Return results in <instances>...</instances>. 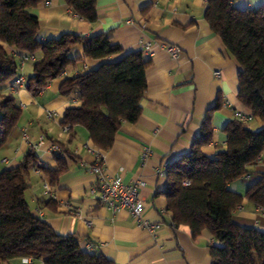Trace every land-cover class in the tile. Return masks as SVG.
Wrapping results in <instances>:
<instances>
[{"label": "crops", "instance_id": "0c3cea01", "mask_svg": "<svg viewBox=\"0 0 264 264\" xmlns=\"http://www.w3.org/2000/svg\"><path fill=\"white\" fill-rule=\"evenodd\" d=\"M262 4L264 0H234L240 9ZM205 7L206 0H95L93 22L78 16L64 0H48L31 10L38 17L40 40L68 32L82 36L110 33L112 42L123 53L142 50L144 46L151 50L144 72L146 86L140 100V115L134 123L120 126L113 145L106 151L93 145L83 127L63 131L65 110L80 101L76 93L59 92L66 77L93 70L106 59L82 58V46L75 45L71 58H81L37 94L25 85L14 87L13 82L0 89V99L12 94L21 110L15 127L0 147V171L15 167L30 150L43 169L56 171L62 165L54 182L42 169L31 168L25 191L31 212L57 234L76 236L82 249L102 254L112 264L212 263L209 246L217 243L209 232L202 231L193 237L187 225H172L166 199L161 194L166 175L158 171L190 150L206 115L213 133L201 150L206 157L213 158L226 147V123L237 119L238 113L251 114L237 97L240 66L210 29L204 18ZM165 43L179 48L177 58L169 55ZM22 54L16 53L15 57L18 76L26 83L32 75L33 62L29 61L32 65L26 69L27 62L21 65ZM34 58L40 59L41 53L34 54ZM216 103L219 107L213 109ZM250 123L253 130L263 127L258 117H252L247 125ZM54 143L66 153L60 161L50 151ZM97 155L108 175L125 184L144 182L139 195L144 201V216L158 224L155 236L139 227L126 208L111 211L90 194L95 176L87 167L95 163ZM248 169L252 175L230 184V189L243 196L257 174L264 172V152ZM44 183L49 184L51 197L44 194ZM233 220L264 231V211L246 197L234 211ZM88 244L93 247L88 248ZM0 264L43 261L17 257Z\"/></svg>", "mask_w": 264, "mask_h": 264}, {"label": "trees", "instance_id": "16d2710c", "mask_svg": "<svg viewBox=\"0 0 264 264\" xmlns=\"http://www.w3.org/2000/svg\"><path fill=\"white\" fill-rule=\"evenodd\" d=\"M47 1L0 0V89L18 76L16 53H41L25 83L33 94L81 58H71L75 45L82 46V58L106 59L93 70L66 77L59 88L62 95L78 94L80 101L65 110L61 124L69 125L70 130L83 127L93 145L106 151L120 126L134 123L140 115L149 60L141 49L123 53L110 33L82 36L68 32L40 40L38 17L31 10ZM64 2L81 18L96 20L95 0ZM204 18L240 66L238 100L263 127L253 130L239 119L229 120L223 128L225 149L208 158L201 150L213 133L206 115L190 150L168 164L161 194L173 226L187 225L193 237L202 231L211 234L217 243L209 246L211 264H264V231L233 220L243 197L264 211V172L257 174L244 196L230 189L234 181L252 175L248 166L264 152V4L240 9L234 0H206ZM218 107L216 103L213 109ZM20 114L12 94L0 99V147ZM36 161L30 150L15 167L0 171V262L20 257L43 264H112L102 254L82 249L76 236L57 234L31 212L25 191ZM39 168L51 182L63 169L62 165L56 171ZM185 180L188 185L183 184Z\"/></svg>", "mask_w": 264, "mask_h": 264}, {"label": "built area", "instance_id": "2783aa9c", "mask_svg": "<svg viewBox=\"0 0 264 264\" xmlns=\"http://www.w3.org/2000/svg\"><path fill=\"white\" fill-rule=\"evenodd\" d=\"M164 47L172 58L175 59L179 56L180 50L178 47L168 43H165ZM142 54L144 58L149 59L152 55V52L148 46H144L142 48ZM26 61L34 62V55L25 53L22 54L21 65ZM21 85H25L24 79L22 76H17L13 80V86L15 87ZM252 117L253 116L251 114H237V119L244 123L250 121ZM62 128L66 133L70 131L69 125H63ZM25 135L26 134L24 133V136ZM50 151L52 152V154L60 157H64L66 155L62 147L55 143L51 145ZM144 154H146V152H144ZM34 167L39 170L40 162L36 161V165ZM167 167L168 164H164L162 168L158 170L160 174L166 175ZM87 169L91 174L95 176V182L90 188V194L94 196L99 201V203H101L111 211H115L118 208H126L139 227L148 231L152 236H155V233L158 229V224L149 221L144 216V201L139 195V188L144 185L143 181L136 180L129 184H125L120 179L108 175L106 173V170L102 166L101 158L99 157V155L96 156L95 163L89 165ZM183 184L188 185L189 181L185 180ZM43 189L44 194L50 197L52 196L49 184L44 183ZM87 247L91 248L93 247V245L88 244Z\"/></svg>", "mask_w": 264, "mask_h": 264}, {"label": "rangeland", "instance_id": "374dc122", "mask_svg": "<svg viewBox=\"0 0 264 264\" xmlns=\"http://www.w3.org/2000/svg\"><path fill=\"white\" fill-rule=\"evenodd\" d=\"M26 62H27V63L25 64V68H26V69H28V68H30V67H31L32 63H31V62H29V61H26ZM18 71L20 72V70H19V69H18ZM251 125H252L251 123H250V125L248 124V127H249V128H251Z\"/></svg>", "mask_w": 264, "mask_h": 264}]
</instances>
